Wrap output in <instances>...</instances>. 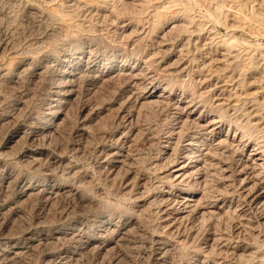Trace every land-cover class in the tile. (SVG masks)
Here are the masks:
<instances>
[{"label": "rangeland", "instance_id": "374dc122", "mask_svg": "<svg viewBox=\"0 0 264 264\" xmlns=\"http://www.w3.org/2000/svg\"><path fill=\"white\" fill-rule=\"evenodd\" d=\"M47 1L52 0H0V45L9 43L8 50L15 48L18 54H27L31 64L24 72L14 73V79L0 82V145H4L16 132L21 137L11 148L0 151V164L14 172L7 186L0 185V264H157L155 238L161 236L159 221L146 203L156 192L154 186L158 170L153 167V162L170 108L162 105L159 109L144 110L129 133L119 110L129 95L126 78L98 85L84 74L74 82L77 84L74 86L75 99L65 106L66 119L51 139L43 143L37 138L34 144L31 143L26 132L30 129L31 133L39 121L47 119L42 103L49 98L52 77L55 76L53 68L44 66V60L48 56L53 57L54 44L48 38L57 39V45L61 44V30L55 23L26 11L24 2L38 4L47 10ZM61 1L68 5L79 4L74 26L81 24L83 30L80 33L73 30L77 44L89 42L94 54L100 59L108 57L116 66L127 60L126 66L134 67L137 60L150 58L149 74L146 75L155 78L160 90L170 84L174 86L176 96L183 93V97L190 98L193 95L197 102L206 103V107L199 104L201 108L222 117L224 133L246 131V138H251L248 142L251 147L257 142L264 146V0H114V7L91 6L86 0H53V3L56 5ZM144 4L140 12V6ZM174 24L176 28L172 32L163 31V26ZM157 25L162 27L156 30L154 27ZM124 26H127L125 33ZM73 53L77 55L78 52ZM13 56L9 52H0V69ZM35 70L41 72L39 77H33ZM143 75H140L143 77L139 79L140 85L148 80ZM20 103L24 107L22 104V108L15 111V105ZM219 105L221 107L217 109ZM87 112L91 113V121L82 137L83 118ZM238 123L242 127L236 126ZM250 125L257 129L248 133ZM184 131H193V126H187ZM119 137L125 141H118ZM107 147L117 148L122 151L121 156L124 155L121 157L123 164L113 175H110L108 165H102L105 163L102 149ZM36 148L44 150L47 156L38 163H31L30 159L27 162L28 152ZM218 151L210 153L207 185L210 188H206V193L209 201L218 197H234L235 204L226 209L222 217H206L183 229L186 235H191L189 243L168 254L164 264H220L227 260H231L230 264H264V229L257 223V212L247 208L243 198L233 193L224 180L221 169L225 163L231 162L232 151ZM262 171L264 180V165ZM30 176L43 184L47 182L45 188L55 184L59 193L49 198L37 193L24 200L19 199V182ZM138 177L145 178V182L150 179L143 193L146 205L141 208L136 207L139 203L133 197L125 196L123 191L125 182H134ZM76 192L88 201L80 204L74 195ZM128 217L133 222L137 221L128 233L102 232L100 228H108L103 221L110 220L115 225ZM70 231L77 237L56 234ZM29 233L34 234L38 243L31 248L23 244L25 251L10 256L12 247L23 246L21 244ZM207 236L214 238L215 243H207ZM89 238L98 242L94 246H86ZM100 246L103 248L99 249ZM235 246L244 248L245 252L233 253Z\"/></svg>", "mask_w": 264, "mask_h": 264}, {"label": "bare ground", "instance_id": "6f19581e", "mask_svg": "<svg viewBox=\"0 0 264 264\" xmlns=\"http://www.w3.org/2000/svg\"><path fill=\"white\" fill-rule=\"evenodd\" d=\"M86 1H87L86 3H89L91 6H103V5H105L106 7L107 6L114 7V0H86ZM217 1L218 0H216V2ZM24 3H25L24 8L26 11H28L29 13L30 12L33 13V15H37V16L39 15L40 17L48 20L49 22L55 23L58 26L59 31L61 30V34H59L60 39L58 38L59 42H61V44L57 45V43H58L57 39L54 40L53 38H48V40L51 41L50 43L54 44V47L52 48L53 57L48 56L44 60V62H45L44 66L46 68H53V70L55 71V76L52 77L53 82L51 83L49 98L45 102L42 103L43 109H44V115L47 117V119L44 122L39 121L38 124L36 125L35 129L31 131V133H30V129H29V131L26 132V137L29 141H31V143L34 144V142H36L37 138L42 139V141L44 143L45 140H47L48 138L51 137V135H53L54 131H56V129L59 127V125L62 124L64 119H66L65 118L66 117L65 106L76 96V91H75L74 86L77 84L75 83V85H74V82L78 81L80 79V77H82V75H84V74H87L90 77L92 83H94V84L106 83V82H109V81L114 80V79H119L121 77H123V79L126 78V80L128 81L126 83L129 84V89H128L129 95L127 94L128 95L127 100L120 104L119 110L122 112V119L125 122V125H127V127L129 128L128 129L129 133L132 132L133 125L138 121L140 115L142 114V112L144 110H146V109L151 110L154 108L159 109V107H161L162 105H166L167 107L170 108V113L166 117L165 129H164L165 131L163 133V137L161 138V141L159 142V151H158V154H157V156L153 162V167H155L158 170L157 181H156V184L154 186V189L156 190V192L154 193V195L150 199H148V201L146 203L148 205V207L151 208V210L152 209L154 210L155 215H157L158 221H159V223H158L159 229L158 230H160L161 236L155 238V242L158 246V248H156L158 256H156L157 258L155 259V262L157 264H164L166 262V256L168 257V254H170L172 251L176 250L177 248L181 247L180 245L187 244L191 235L190 236L186 235L185 234L186 231H184L183 229H185L187 227H192V225L199 222L200 220L202 221L206 217L210 218L211 216H216V217L221 216L222 214H225V212H227L226 209H231L233 204H235V198L234 197L233 198L231 197L230 199L229 198L228 199H222V198L218 197V198H215L214 200L209 201V196L206 193V190L209 187V186L207 187L208 181H209L208 180L209 174H210V173H208V170H210V167H211V165H210L211 161L208 163V160H210L209 159L210 153L212 151H214V152L216 150L217 151L223 150L225 152L232 151V157L230 160L231 162L225 163L224 168L221 169L222 170L221 172L223 173L224 180L226 181V183L229 184V186L231 187L230 190L232 189L233 193H237V195H239L238 197H240V199H241V197L243 198L244 204H246L248 206L247 208H249L252 211H255V213L257 212V215H258L257 223L264 229V180H263V177L261 175L262 174L261 171L263 170V165H264V146H259V143L257 142V143H255V145L253 147H251L250 146L251 144L248 143L251 140V138H246L247 136L244 133L246 131L237 133V131H239V130H235L233 132V134H231V132L229 133V131L224 133L222 131V120H223L222 117L221 116H214L212 114L213 111L210 112L204 108V107H206V103H204L203 101L197 102L196 98L193 95L190 98L183 97V93H182V95L180 94V97L176 96V94L174 92V86L170 85V84H166V86L160 90L158 88L159 84L156 83L157 81L154 80L155 78L151 79L152 77L149 78L150 76L148 77L146 75V73L149 72L147 70H148L149 66L151 65V59L150 58L146 59V60L145 59L144 60H142V59L137 60V62L135 63L136 65L134 67L126 66L127 60L121 66H116L114 64V61H112L108 57H104V58L100 59L98 55L94 54L95 50L94 51H93V49L91 50L92 45L89 42L82 43L81 45L77 44L75 41V38H74L75 34H74L73 30L75 29L76 33H80V31L83 30V29L81 30V28H82L81 24L74 26L75 25L74 20L77 17L78 10L80 9L79 4L68 5V4L63 3L61 1L55 5L53 3V0H52V1H47L45 3L47 5L46 7L48 9L44 10L38 4L28 3V2H24ZM145 4L140 6V12L143 10V7H145ZM164 6H166V5H164ZM216 6H218V5H216ZM219 7H221V6H219ZM215 10H216V8H215ZM209 17H210V15H209ZM139 19H141V18H139ZM176 22H177V20H176ZM181 24H183V23H181ZM177 25H178V23H177ZM186 25H187V23H186ZM52 26H53V24H52ZM159 27H162V26L157 25L154 27V29L157 30V29H159ZM175 28H176L175 24H174V26L173 25H169V26L165 25L162 27L163 31H168V33L172 32ZM180 28H179V30H180ZM56 30H57V28H56ZM126 31H127V26H124L123 27V33H125ZM52 33H54V32H52ZM195 41H197V40H195ZM237 44H239V43H237ZM175 45H177V44H175ZM8 47H9V43H5L3 45H0L1 54H5V53L9 52L10 55H14L12 60L9 61L8 63H6V65L2 69H0V82L6 81L7 79H14V73L24 72L27 68H30V66H31L30 57H28L27 54H25L23 52L21 54H18V52H16L15 48L8 50ZM181 48H182V46H181ZM166 49L168 50L170 48H166ZM158 50H160V49H158ZM177 50H179V49H177ZM76 51L78 52L77 55H76V53H73ZM153 53H154V51H153ZM88 54H89V57H87ZM161 54L165 55L166 52H162ZM178 54H182V53H178ZM157 55H158V53H157ZM96 56H98V57H96ZM184 56H186V54ZM84 58L86 59V61H84L85 60ZM98 58H99V60H98ZM92 59H93V61H92ZM215 60H217V59H215ZM34 62H36V61H34ZM179 64L180 63H178V66H179ZM164 70H166V69L164 68ZM175 71H177V70H175ZM241 72H243V71H241ZM40 73L37 72V70H35V74H33L34 75L33 77L34 78L39 77ZM173 73H176V72H173ZM183 73H185V72H183ZM141 74H144L143 76L148 79V80L143 79L144 81L142 80L143 82L147 81L146 84L142 83L140 85L141 80L139 81V79L142 77V76L140 77ZM120 80H122V79H120ZM48 85H50V84H48ZM252 100L255 101L256 99L253 97ZM22 104L23 103L15 105L16 108L14 110L16 111V110L22 108L21 107ZM199 104L200 105L202 104L204 107L201 108L199 106ZM22 106L24 107V104ZM260 106L261 105H259V107ZM220 107L221 106L219 105L217 107V109H219ZM251 109H250V111H251ZM160 110H161V108H160ZM92 111L95 113V110H92ZM33 113H35V112H33ZM221 113H222V111H221ZM225 113H226V111L223 112V114H225ZM85 115L86 116L83 118V128H82V131L80 134L82 137L85 136V134H86L87 123H89L91 121V118L89 117V116H91V113L87 112ZM36 117L37 116H35V118ZM187 126H193V131L185 133L184 130ZM236 126L242 127L241 125H239V123L236 124ZM247 128H248L247 129L248 133L252 132V130H254V129H257L256 126H251V125ZM112 136H114V135H112ZM263 136H264V134H263ZM19 138H21L19 133L18 132L14 133L12 136L9 137V139L6 141V143L4 145H2V146L0 145L1 146L0 151H3L4 149L6 150V149L11 148L12 144H15L19 140ZM124 139L119 137L117 140L118 141H120V140L125 141ZM129 140H130V138H129ZM122 143L124 144L126 142H122ZM121 153H122L121 150H118L117 148H113V147H107V148L102 149L101 154H103L104 158H105L104 161L102 160L103 162H105L102 165H104V164L106 166L108 165L109 170L108 169L107 170L109 171L110 175H113L114 173L116 174V171L123 164V161H122L123 159L121 160V157L124 155L121 156ZM223 154H224V152H223ZM45 156H47V155H46V152L44 150L36 148V149L28 152V155L26 156V161L29 162L31 160V163L32 162L38 163V161L41 160ZM28 159H30V160H28ZM125 159H127V158L125 157ZM216 164H217V162H216ZM150 167L152 168L151 164H150ZM8 168L5 165L2 166V164H0V173H1L0 174V176H1L0 185L1 186H7L9 184L10 177L14 173L13 171L9 172ZM155 168H153V169L155 170ZM67 174H68V172H67ZM136 177H137V175H136ZM146 179H147V177H146ZM210 179H211V176H210ZM212 180H211V182H212ZM145 181H146L145 178H143V177L139 178L138 177V178H135L134 182L132 180H130V181L125 182V185L123 184L124 185V188H123L124 195L125 196L128 195L130 197H133L135 199L136 203L137 202L139 203V205L135 204L136 207H138V208H141L144 205H146L144 203V200H143V198H144L143 193L145 191L146 183L148 181H150V179L147 182H145ZM46 183H44V184L41 183L38 179L34 178V176L33 177L30 176L25 180H21L19 182V188H18L17 196L19 199L24 200V199L29 198L33 194H37V193L46 196V198L55 196L59 193V188L56 187L55 184L50 185V187L46 186V188H45L44 185ZM74 195L80 204L88 201V199L85 196H83L82 194H79L76 192V194H74ZM238 202H239V200L237 201V203ZM91 203H94V201L93 202L91 201ZM132 207H131V209H132ZM134 209H137V208H134ZM138 210H140V209H138ZM119 212H120V210H119ZM236 212H237V210L235 211V213ZM126 216H128V215H126ZM136 217H137V215H136ZM221 217H219V218H221ZM102 218L104 219V217H102ZM209 218H208V222H209ZM120 219H122V218L120 217ZM109 221L110 220L103 221L104 224H106L108 226V228L104 229V227H100L103 231L101 229L98 230L99 237H100V234L102 232H104V230L105 231L108 230V232H109V230H112L116 233H121L124 231L127 232L135 222V221L133 222V219L131 217L126 218L124 220V222H122L121 224H120V222H118L115 225H113L112 222L110 223ZM205 222H207V220ZM196 225H198V224H196ZM214 225H215V223H214ZM97 226H99V225H97ZM98 229H99V227H98ZM214 231H216V230H214ZM206 232H208V231H206ZM56 234L58 236L60 234H65V235L70 234L73 237H77L76 235L73 234V232L71 233V231L70 232H57ZM28 235L29 236L24 239V241L21 245L27 244L28 246L26 245V247H30L31 245L35 244L36 242L38 243V240L36 239L34 234L29 233ZM197 235H198V232H197ZM168 238H173L174 242H172L173 240L170 241V239H168ZM81 239H82V237H81ZM40 240H42V239H40ZM46 240H47V238H44V241H46ZM86 240H87V242H85V244H87L86 246H94L98 242L96 239H91V238L86 239ZM86 240L84 239V241H86ZM206 241H207V243H210V242L215 243V239L212 238L211 236L208 237L206 239ZM40 242H42V241H40ZM24 245L23 246L15 245L14 247H12L11 252H10V256H17L21 252L25 251L26 248L24 247ZM100 248H103V246H100L99 249ZM198 248H200V247H198ZM205 248H207V247L205 246ZM99 249H97V250H99ZM207 250H209V249H207ZM224 250L225 249H223V251ZM232 250H233V253H236V254L238 252H241V253L245 252L244 248L238 247V246L233 247ZM240 256H242V255H240ZM230 261L228 262V260H227V262L226 261L220 262V264H230ZM231 263H233V262H231Z\"/></svg>", "mask_w": 264, "mask_h": 264}]
</instances>
